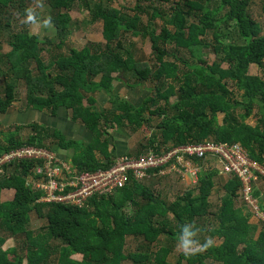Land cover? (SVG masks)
I'll return each mask as SVG.
<instances>
[{"label":"trees","instance_id":"1","mask_svg":"<svg viewBox=\"0 0 264 264\" xmlns=\"http://www.w3.org/2000/svg\"><path fill=\"white\" fill-rule=\"evenodd\" d=\"M28 1L0 0L1 36L12 23L13 11L32 12ZM46 1L55 48L66 47L77 23L70 13L76 7L87 10L90 21L102 22L104 41H89L45 58L44 44L51 39L33 32L29 23L10 32L7 52L2 51L0 38V74L5 78L0 114L16 100L17 79L22 78L27 108L54 115L66 107L92 138L68 139L57 128L31 121L0 128V155L23 145L57 147L73 150L70 160L78 170L107 168L115 158L108 150L112 142L107 128L118 126L143 128L148 136L129 155L168 145L226 141L240 142L252 159L264 164V35L250 12L252 0H135L133 6L121 7L112 4L115 0ZM130 34L150 39L151 61L135 57L127 41ZM204 49L215 53L214 61L205 59ZM252 63L260 74L248 73ZM127 72L138 83H155L153 95H146L140 105L115 92L114 81ZM229 81L235 83L240 98ZM100 90L110 101L103 111L94 106V94ZM255 106L258 117L251 124L247 119ZM154 115L158 120L152 126ZM25 127L30 133L22 138L20 130ZM209 159H194L200 165L197 182L173 200L130 179L113 193L94 195L81 206L39 202L42 192L26 184L36 162H14L0 174V264H264V222L252 220L239 193L238 177L225 178L212 209L210 197L220 173ZM5 188L14 189V195L1 200ZM254 195L264 212V181L261 187L255 185ZM128 206L131 211L125 210ZM33 211L46 219L36 230L29 227ZM127 235L136 240L133 249L126 248ZM9 237L18 239V245L5 248ZM178 242L198 247L178 252L172 261L166 253ZM77 254L81 258L74 257Z\"/></svg>","mask_w":264,"mask_h":264},{"label":"built area","instance_id":"2","mask_svg":"<svg viewBox=\"0 0 264 264\" xmlns=\"http://www.w3.org/2000/svg\"><path fill=\"white\" fill-rule=\"evenodd\" d=\"M208 158H214L220 174L239 178L241 197L253 216L264 222V212L254 195L255 185L264 181V164L252 159L240 142L204 141L150 149L138 156L124 153L116 156L109 167L94 171L72 167L48 147L23 145L0 155V174L8 172L14 162L35 161L26 184L42 192L39 202L81 206L94 195L113 193L130 179L142 182L156 175L180 173L195 178L196 183L200 165L194 159Z\"/></svg>","mask_w":264,"mask_h":264},{"label":"rangeland","instance_id":"3","mask_svg":"<svg viewBox=\"0 0 264 264\" xmlns=\"http://www.w3.org/2000/svg\"><path fill=\"white\" fill-rule=\"evenodd\" d=\"M135 3V0H115L112 2L113 5L117 7L121 6H133ZM264 0H252L250 4V12L253 15V17L260 23L262 28V34L264 35ZM27 6L30 7L31 13H28L26 15H22L20 11L15 10L12 13V23L10 26H5L3 31L4 33L1 38L2 43V51L7 52L10 49L8 38L11 31L20 30L22 27H28L31 24V30L37 34H39L41 37L47 36L49 39H51V42L44 44V47L46 50L43 51V56L45 58L49 57L50 54L57 53L59 51H67L70 47H77L81 48L89 41H95L100 42L104 41L102 36V22L96 21L92 22L90 21V15L87 10L83 8L76 7L75 9L71 10L70 13L72 15V18L77 21L76 24L72 25L71 33L68 35L67 39V45L66 47H63L62 49H57L53 46L54 43H56L57 39L55 38V35L53 33V25L50 21V18L48 17L50 8L46 0H29L27 2ZM29 14L31 15V18H29ZM33 20V21H32ZM158 25L161 24V21L158 20ZM2 24L4 26V19L2 20ZM2 31V30H1ZM127 41L130 42V48L132 52L134 53L135 57L142 61H151L152 59V47H151V41L148 37H142L140 35H128ZM52 45L50 47V45ZM49 48V49H48ZM205 50V59L208 62H212L215 59V53L211 49H204ZM178 52L180 55H183V50H179ZM188 57V56H187ZM189 58V57H188ZM191 61V60H190ZM224 67L227 66L226 63H223ZM180 68H183V64L180 63ZM184 70H182L183 72ZM181 72V73H182ZM248 73L250 74H260L261 70L259 66L255 63L250 64ZM123 78L125 79V82L129 83L131 86L127 85H121L119 88H117V92L121 96H126L129 99L135 101V98L139 95V98L141 96L146 95H153L155 85L154 82L148 80L147 82L138 83V79L134 74L126 73L125 77L123 75ZM4 76L0 74V95L2 94V89L4 86ZM118 81V80H117ZM120 82V81H119ZM229 87L232 89L233 93L237 98H240L238 90L235 88V83L229 81L228 82ZM26 86L25 82L22 78L17 79L16 83V100L14 103L10 106L9 111L4 114H0V120L1 125L0 128L3 130L7 129H13L15 124L21 123L20 119L17 118V116L21 114H29V117L32 119L34 117V113H31L28 111L29 109L26 106ZM96 96V93L94 94ZM100 99L99 104L101 107H110V101L108 99L107 94H104ZM138 98V99H139ZM142 98V97H141ZM175 96L171 97V100H174ZM161 103H163L161 101ZM153 108V107H152ZM146 115H148L149 111L145 112ZM223 117V114H219V120H221ZM258 114H257V107L255 106L254 114L250 116L247 119V122L251 124H255L257 120ZM151 119V125L154 126L158 120V117L154 115V117H150ZM25 119V118H24ZM23 123H27L26 121H22ZM117 127H114L110 130V134L114 135V130ZM30 133V128L25 127L20 130V136L22 138H26L28 134ZM115 134L118 135V137H123V142L127 145L128 151H136L139 147L140 143H144L145 140L148 138V136L145 134V131L142 129H139L135 132L131 131L128 127H122L119 128ZM207 162H213L210 163L211 166H215L214 159H209ZM210 167V166H206ZM184 175V174H183ZM181 175L180 173H172L169 176H152L151 178L145 179L142 181L143 184L148 185L155 194H158L160 197L166 199V200H173L174 197L177 194L182 193L185 189L194 187L192 186L194 183V179H190L188 175ZM183 176V177H182ZM194 176V175H193ZM195 177V176H194ZM227 176H224L222 174H218L215 177V187L213 189L212 195L210 197L212 202V209L215 208L217 202L220 199V195L223 192L222 184ZM258 185L261 187L262 182H259ZM13 191L9 190L4 191L2 193L1 199L2 200H8L12 197ZM126 211H131L130 208L125 209ZM31 220L29 223V227L31 229H38L40 226L44 225L46 223V219L44 217H40L36 211L31 212L30 214ZM253 217V216H252ZM254 222H257L256 218H252ZM261 224V222H258ZM211 224L210 226H212ZM163 240V239H162ZM219 239L214 238V241L217 242ZM164 241V240H163ZM19 240L9 237L7 241L4 244L5 248H8L10 246L18 245ZM136 246V240L132 235H127V247L128 249H133ZM196 244L187 247L183 246L181 243H177L173 249L172 252L168 255V258L172 261L175 260L177 257L178 252L182 250H193L196 248ZM165 254V255H166ZM76 258H81L80 254L74 255ZM123 264H127V262H124Z\"/></svg>","mask_w":264,"mask_h":264},{"label":"crops","instance_id":"4","mask_svg":"<svg viewBox=\"0 0 264 264\" xmlns=\"http://www.w3.org/2000/svg\"><path fill=\"white\" fill-rule=\"evenodd\" d=\"M114 75H116V74L114 73ZM114 85H115V92H117V88H119L121 85H127L129 87L131 86L129 83L125 82V79H123V78L118 80V81L115 80L114 81ZM104 94H107V92H105L104 90L98 91L96 93L95 103H94V106L97 109L102 110V111L104 109L108 108V107H101L100 108L101 104H99V101H100V99H102L101 97ZM107 96H108V94H107ZM121 97L130 100L135 105H140L142 100L145 98V96H141L142 98L141 97L139 98V95H138L137 97H133V98H135V101H136V102H134L133 100L129 99L126 96H121ZM108 99H109V96H108ZM28 109H29L28 111H30L31 113L35 112L34 113V117L31 119L29 117V114H21L20 116L18 115L17 118H19L20 121H21V123H18V124H24L22 121H26L27 123L31 122V121H36V122L43 123V124L52 126L54 128H57L68 139H75V140H78L80 142H88L92 138L91 132L89 131V129L82 122L74 121V120L71 119L69 110L66 107H60L57 110V113L54 114V115H52V114H50V113H48L46 111H42V110H38V109H34V108H28ZM114 127H117V128L114 130V135H112V134H110V130L109 129H113ZM114 127L107 128L108 133H109L108 135H109V137L111 139V142H112L111 144H109L108 150L109 151L110 150L113 151V155L115 157L118 156V155H121V154H123L125 152H126L125 154H129V153L133 154V152L135 150L129 152L128 149H127V145L122 140L123 137H118V135L115 134V132L119 128H122V127H118V126H114ZM129 129L131 131H133V132L137 131L135 129H131V128H129ZM54 148H55L54 150L56 151L59 159L66 161L72 167L76 168L71 163V160H70V156L73 154V150H71V149H69V150L59 149L57 147H54ZM224 176H227V175H224ZM9 190L13 191V195H14V189L5 188V189H2L1 196H2V193L4 191L8 192ZM13 195H12V197H13ZM127 208H130V206H128Z\"/></svg>","mask_w":264,"mask_h":264},{"label":"clouds","instance_id":"5","mask_svg":"<svg viewBox=\"0 0 264 264\" xmlns=\"http://www.w3.org/2000/svg\"><path fill=\"white\" fill-rule=\"evenodd\" d=\"M29 18H31V15H30V14H29ZM190 234H191V233H189L187 227H185V228H184V235H185V236H188V235H190ZM184 243L186 244L187 241H184Z\"/></svg>","mask_w":264,"mask_h":264}]
</instances>
